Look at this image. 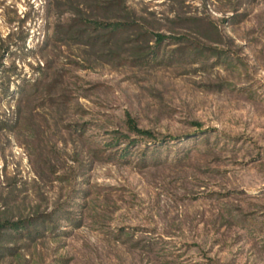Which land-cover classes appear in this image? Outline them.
I'll return each mask as SVG.
<instances>
[{"label":"rangeland","instance_id":"obj_1","mask_svg":"<svg viewBox=\"0 0 264 264\" xmlns=\"http://www.w3.org/2000/svg\"><path fill=\"white\" fill-rule=\"evenodd\" d=\"M104 1L0 0V264H264V0Z\"/></svg>","mask_w":264,"mask_h":264},{"label":"trees","instance_id":"obj_2","mask_svg":"<svg viewBox=\"0 0 264 264\" xmlns=\"http://www.w3.org/2000/svg\"><path fill=\"white\" fill-rule=\"evenodd\" d=\"M104 8L108 11H117L114 13L112 17H110L111 21H91L87 18H80L81 21L79 23L80 28L88 29L89 27H94L95 30L100 31H109L111 33H116L120 31H124L126 27H146V25L139 21L138 19H133L131 13H122L123 7L119 0H105ZM83 31V29H80ZM156 45H160L166 39L172 38L171 36H166L161 33L155 34ZM128 130L135 135L136 137L124 138L131 139L130 144L136 142L137 140H158V138L150 131L139 128L132 120L128 122ZM122 139V138H120ZM118 139V140H120ZM123 153L122 155H124ZM33 220H25V221H0V240L3 239L4 236L11 237V233L20 234L21 232H27L28 235L31 233V226L33 225Z\"/></svg>","mask_w":264,"mask_h":264}]
</instances>
